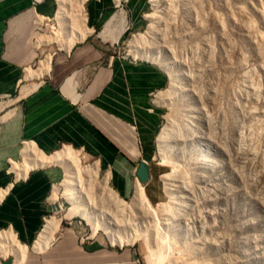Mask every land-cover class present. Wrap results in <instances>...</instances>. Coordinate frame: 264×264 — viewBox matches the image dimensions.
<instances>
[{
  "label": "rangeland",
  "instance_id": "1",
  "mask_svg": "<svg viewBox=\"0 0 264 264\" xmlns=\"http://www.w3.org/2000/svg\"><path fill=\"white\" fill-rule=\"evenodd\" d=\"M146 1L142 28L124 34L117 45L134 57L136 51L170 66L178 80L175 90H169V73L160 65L168 85L158 103L162 125L171 119L172 136L160 142L156 135L154 141L159 201L146 197L133 206V195L120 198L109 182L122 200H101L96 184L103 171L98 168L94 184L80 173L85 189L100 198L88 204L98 225L93 232L80 217L64 216L70 202L60 194L62 162H49L61 177L46 218L60 220L40 253L47 259L38 264H264V0H159L156 13L152 1ZM72 4L65 17L70 25L61 26L59 33L81 29V18L74 13L79 5ZM154 16V30L136 39ZM197 129L206 139L196 141ZM70 150L83 166L95 163L93 157ZM196 151L213 158V165L193 172ZM106 220L113 243L100 228ZM94 239L102 249L84 254L80 242ZM31 246L27 250L35 252Z\"/></svg>",
  "mask_w": 264,
  "mask_h": 264
},
{
  "label": "crops",
  "instance_id": "2",
  "mask_svg": "<svg viewBox=\"0 0 264 264\" xmlns=\"http://www.w3.org/2000/svg\"><path fill=\"white\" fill-rule=\"evenodd\" d=\"M57 6L58 0H0V104L7 106L0 109V231H11L26 246L21 260L0 255V264H38L48 257L40 254L45 249L27 247L50 213L61 172L49 163L20 175L11 171L25 143L45 156L63 147L81 151L94 158L120 198L132 197L141 185L149 201H159L152 159L163 122L158 95L168 76L157 63L117 45L142 28L147 1L83 0L77 30L83 33L69 45L49 37ZM140 162L147 168L143 180L136 172ZM80 245L84 254L102 249L98 239Z\"/></svg>",
  "mask_w": 264,
  "mask_h": 264
},
{
  "label": "bare ground",
  "instance_id": "3",
  "mask_svg": "<svg viewBox=\"0 0 264 264\" xmlns=\"http://www.w3.org/2000/svg\"><path fill=\"white\" fill-rule=\"evenodd\" d=\"M151 1H152V5L155 7V9H154L155 13L158 12L159 11L158 10L159 9L158 8L159 7V0H151ZM76 2H77V5H79V7L77 8L78 10L76 9V11H75V8L73 6V9L75 11L74 13H75V15L78 14L79 17L82 20V15L83 14H82V9H81L82 8L81 7V3L83 2V0H58V6H57L56 18H55V19H57V23L55 24V27L51 30V32H50L51 34L49 35V37H51L54 41H59L61 43L63 42V43H66V44L69 45L70 43H72V41H74L75 39H77L79 37V35L80 36L82 35V33H83L82 30L80 32H78L77 30H73V28H71V31L69 32L70 33V36H69L68 39L67 38L64 39V37H62V35H61L62 33H59V29H60L61 26H64V25L65 26H69L70 25V22L69 21L68 22L67 21L65 22L64 19L67 16V13L70 11V7H71L70 5H71V3H73L72 5H75ZM118 19H119V21L121 23H124V21H125V14L123 12H119ZM116 21H117V19H116ZM121 23H120V25H121ZM156 23H157V18H156V16H154L151 19L150 24L147 26V29L144 32L140 33L139 36L136 39H141V37H143L146 33H151L154 30L153 28L155 27ZM123 26H125V25H123ZM110 27H109V29H110ZM116 27H118V26H116ZM120 29H121V27H120ZM122 29H124V27ZM63 30L66 31L68 29H66V27H65V29H63ZM77 33H78V35H77ZM116 35H117V33H116ZM133 41H135V39ZM133 50L135 51V49H133ZM134 53L136 54V57H139V56H141L140 58L147 57V58L151 59L152 62L156 61L155 58H153L151 56H147V55H144V54L143 55H140L136 51ZM134 53H133V55H134ZM155 57H157V56H155ZM161 60L162 59H160V61ZM163 61H165V60H163ZM167 63L168 62H166V64ZM160 65H163L165 67L167 73H169V81H170L169 82V90L174 91L175 88L178 85L177 84L178 83V80L176 78V74L173 72V70L171 69L170 66L164 65L163 63L160 64ZM21 94H23V91H22ZM4 102H6V101H4ZM6 103H11V102L7 101ZM4 107H7V106H5V104L1 103L0 104V109H3ZM179 119H181V118H179ZM170 120L171 119L167 120L166 123L163 124L162 127L160 128V130H159V132L157 134V141L165 142L166 140H168L169 137L171 138V136H172V130H170V129L172 127H171V121ZM195 133H196L195 134L196 141H199L200 139H202L204 137L203 136L204 135V132L202 130L195 131ZM204 139H206V137H204ZM72 151L73 150H70V148H65L64 147V149H62L60 151V153H59L60 155L59 156L52 157L51 155H54V154H50V155L45 156L44 154H39L40 152H38L37 149L34 148L29 143H25L24 146L22 147V150H21L22 161L19 164L17 162H14L13 163V166H12V169L18 175H20V174L23 173L22 170L27 171L29 168L35 167L37 165H41V164L43 165V164H46V163H49V162H53V161L55 162L57 160L60 161V164L62 162V168L64 170V174H63V178H62V180H61V182L59 184V186L62 187V191H61L60 194L63 197H65L70 202V207L65 211L64 216L65 217H70V216H78V217H80L81 219L85 220V222L88 225H90V227L93 229V232H95L96 231V228L98 227V225L95 224L94 221H93L95 212L93 210H89L88 204L89 205L90 204H97V202H99L100 198H96V197H93L92 195H90V193L92 192L91 191L89 193V188L90 187H87L88 190H86L85 187H84V185H83L84 182L81 181V178H83V176H84L86 179H90L92 181L91 184H94L93 181H95V180H92V178H95L96 177V174L98 172V166H97V163L96 162L95 163H92V164H88V165H84L83 166L79 162V159L80 158L78 159L74 155V152H72ZM208 156L209 155H206L204 153L199 154L196 151L195 154L192 157V165H193L192 166L193 167L192 170L193 169H197L200 172H202L203 170L206 169L204 166H208V165H211L212 166L213 165V162H214L212 160L213 158L211 159ZM59 161H57V162H59ZM186 167L189 168L188 166H186ZM189 170H190V168H189ZM193 172H194V170H193ZM200 172H198V173H200ZM80 173H82L83 176L82 175L80 176ZM166 175L169 176V174H166ZM199 177H197V178H199ZM167 178L169 180V177H167ZM107 179L108 178L105 175L102 178V180L99 183L96 184L97 187H98V189H99L100 194H102L104 196V199L101 198V200H105L106 199V200H108L110 202H118V201H121L122 199L118 198L117 195L113 192V190H111L108 187V185H107V183H108L107 182ZM199 180H201V179H199ZM181 185H179V186H181ZM95 190H94V192H95ZM182 194H183V192H182ZM173 195H175V194H173ZM57 197H58V191H57V189H55L52 192L51 199L52 200H55ZM86 197H87V200H86ZM143 199H146V196L144 194V191L142 189V186L141 185L140 186L137 185L136 188H135V190H134L133 197L131 198V201L132 202H130V204L133 205V206H136L137 204H141V202L143 201ZM128 204H129V202H128ZM161 210L162 209H159L158 211L161 212ZM99 212H101V211H99ZM59 220L60 219L59 218H56L55 216H49L48 218H45L42 228L40 229V231L38 232L35 240L33 241L32 247H33V249L35 251H43L48 246L50 240L53 237L54 232L57 230ZM103 223L100 224V228H102L105 233H109V231H111L109 229L110 222L106 220ZM96 225H97V227H96ZM112 234L113 233H111V235H110V233H109V239L113 243V241L115 239L112 236ZM4 250L8 251V254L14 255L17 260H21L23 258V256H24L25 252H26V246L20 244V242L14 237V235L11 233V231L5 230V231H0V255H5L4 254Z\"/></svg>",
  "mask_w": 264,
  "mask_h": 264
},
{
  "label": "water",
  "instance_id": "4",
  "mask_svg": "<svg viewBox=\"0 0 264 264\" xmlns=\"http://www.w3.org/2000/svg\"><path fill=\"white\" fill-rule=\"evenodd\" d=\"M137 176L139 177L140 180H143L147 177V168L146 165L143 162H140L137 169Z\"/></svg>",
  "mask_w": 264,
  "mask_h": 264
},
{
  "label": "built area",
  "instance_id": "5",
  "mask_svg": "<svg viewBox=\"0 0 264 264\" xmlns=\"http://www.w3.org/2000/svg\"><path fill=\"white\" fill-rule=\"evenodd\" d=\"M48 22V21H47ZM56 24V23H55ZM51 27H52V25H51ZM2 99H3V97H1L0 96V101H2ZM80 152V151H79ZM12 164H13V162H11L10 164H9V168H10V170L11 171H14L13 169H12ZM15 172V171H14Z\"/></svg>",
  "mask_w": 264,
  "mask_h": 264
}]
</instances>
